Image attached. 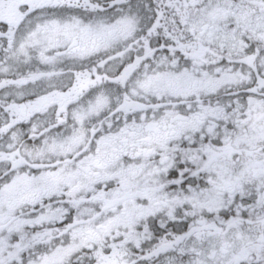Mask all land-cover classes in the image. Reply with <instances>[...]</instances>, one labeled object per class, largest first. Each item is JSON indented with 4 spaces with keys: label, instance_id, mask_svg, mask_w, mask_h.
I'll return each mask as SVG.
<instances>
[{
    "label": "snow or ice",
    "instance_id": "obj_1",
    "mask_svg": "<svg viewBox=\"0 0 264 264\" xmlns=\"http://www.w3.org/2000/svg\"><path fill=\"white\" fill-rule=\"evenodd\" d=\"M0 264H264V0H0Z\"/></svg>",
    "mask_w": 264,
    "mask_h": 264
}]
</instances>
